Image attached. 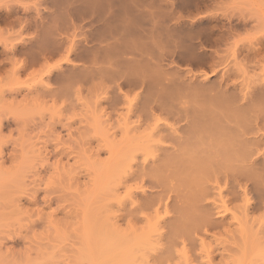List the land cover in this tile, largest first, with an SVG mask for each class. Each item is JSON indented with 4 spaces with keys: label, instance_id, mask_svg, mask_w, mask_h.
I'll return each instance as SVG.
<instances>
[{
    "label": "rangeland",
    "instance_id": "1",
    "mask_svg": "<svg viewBox=\"0 0 264 264\" xmlns=\"http://www.w3.org/2000/svg\"><path fill=\"white\" fill-rule=\"evenodd\" d=\"M83 1L86 0H0V264H127L129 260H135L133 264H207V260L209 264H264V185L258 186L255 181L246 186L249 189L242 185V190L249 192V195L247 192L242 195V190L237 185L232 186L231 180L220 179L222 199L228 206H223L215 196L209 198L205 202H209V208L212 201L219 207L217 210L211 208L209 212L221 213V216L211 213L213 219L223 220L222 216L226 215L225 226V221L235 213L244 220L242 212L249 206L246 211L250 221L246 218L245 223L237 218L244 223L239 222L242 226L234 225L238 224L237 220L236 223L228 221L230 226H220L207 234L201 231L202 234H193L196 236L189 240L182 238L185 239L182 242L181 237L172 238L167 232L169 227L161 229L163 223L159 224L157 219L159 222L173 219L172 202L176 193L184 188L179 187L182 186L180 180L181 183L173 175L164 179L166 198L170 197L171 201L167 199L162 205L153 207L142 204L144 207L141 206L139 211L142 214L130 217L127 211L131 200L125 197L122 188L131 183H120L125 177L127 162L131 161L124 158L131 152H138V155L133 154L137 159L132 155L128 158H134L137 164L142 159L139 154L143 151L139 152L143 146L139 144L143 143L137 140L143 141L141 138L147 134L150 136L158 121V125L175 124L172 115L159 109L143 111L140 104L143 102L144 105L149 96L145 99L143 94L153 90L160 92L167 86V79L172 81L170 76L173 75L176 78L173 80L183 79L186 83L188 75L193 73L200 76L205 72L209 87H217L219 77L210 72L208 55L215 54V50L221 56L220 50L225 49L223 57L227 62L232 61L231 51L226 53L229 47L215 41L219 33L228 29L233 28L231 39L239 42L245 38L247 43L252 36L254 39L259 37L261 45L258 47L263 52L264 0H122L125 4L118 0V6L112 5L113 0H107L112 1L111 5L107 3L108 8L106 0L101 3L97 0V4H105V12L103 8L97 10L99 13L89 11L92 15L83 7H93V3L88 0L85 3L90 5L86 6ZM95 2V9H90H97ZM121 7L128 10L127 13L122 14L124 8L121 11ZM115 8L118 10L114 13ZM106 12L114 19L107 18ZM96 14H102V17ZM122 15L126 19L116 21ZM127 41L129 46L125 45L124 49L123 44ZM130 42L138 46L137 54L135 46L129 50L132 48ZM132 50L134 55L130 53ZM146 52H150L152 60ZM261 54L264 57V53ZM149 60L154 63L151 64L153 70L151 66L147 68ZM129 61L136 64L133 65L135 75L139 76H134L136 81L133 76H127L134 74ZM261 63L259 66L248 65L251 69L247 68L245 76L240 75L237 82L246 79L245 82L253 85L258 78L264 79ZM137 68L144 70L149 79L142 72L138 73ZM126 69H130L129 73ZM150 72L167 74L165 82L164 74L162 78L156 74L160 83L155 81L158 78L155 76L151 85ZM143 77L148 81L143 83ZM156 83L163 85L159 87ZM135 112L141 114L140 118ZM135 118L146 126L138 123L141 128L136 130L141 132V138L133 127L137 135L126 128L136 127V124L128 125ZM122 123L126 124V130L121 129ZM148 126L152 128L149 131ZM142 128L147 131L142 133ZM122 131L129 135H123ZM148 136L144 139L146 145L154 139L147 140ZM262 161L259 157L257 170L262 169ZM167 171L163 174L170 175L174 170ZM206 180L202 181L209 186L210 179L207 183ZM148 181V178L143 179L142 184L137 181V186L145 185L142 188L144 192L147 190L145 193L149 192ZM131 185L132 189L137 187L133 182ZM138 188H134L133 193L140 199L144 192L137 191ZM242 203L245 204L243 209ZM165 204L167 207L163 206ZM227 208L232 209V214ZM154 215H157L156 219H153ZM131 217L138 220L135 222ZM128 221L133 224V229L138 226L137 230H141L138 239L128 235ZM157 225L160 231L154 235L153 228ZM234 242L236 245H232ZM222 247L227 249L223 251Z\"/></svg>",
    "mask_w": 264,
    "mask_h": 264
},
{
    "label": "bare ground",
    "instance_id": "2",
    "mask_svg": "<svg viewBox=\"0 0 264 264\" xmlns=\"http://www.w3.org/2000/svg\"><path fill=\"white\" fill-rule=\"evenodd\" d=\"M86 1H88V0H86ZM90 1L93 3L92 5L94 7L95 6L94 1H96L95 3L97 4V2L98 1L100 2L101 0H98V1L97 0H89L88 2L91 3ZM85 2H84V5L86 4ZM113 2L114 3H112V1H110V3H109L106 0V6L107 7L106 6L105 7L108 8V6L111 5V3H112V5L116 3V5L118 6V2H119L118 0H115V1L113 0ZM107 3L109 5H107ZM122 3L125 4L123 1H122ZM88 4H86V6L90 5V4L89 5ZM103 5H105V4H103V3L101 5L97 4L96 6H98L100 8L97 7L96 10H92L93 7L91 5H90V7H87V8L84 6L83 10L85 12L88 11V13H91L89 11H93V13H94V11L96 12L98 9H101V8H103L102 10H104ZM101 6H103V7H101ZM114 7H115V5L113 6V8ZM124 7L129 8V6H124ZM124 7H121V11ZM84 8H86L87 10ZM90 8H92V9H90ZM94 9H95V7H94ZM110 9H112V7ZM110 9L108 11H110ZM116 9L117 8L113 9L114 13L117 12ZM124 9L122 12L120 11L122 14H124V11L125 12L128 11V10H126V9L124 10ZM73 10H74V8H73ZM104 12H105V10H104ZM107 12H106V14H109V15H107V18H112V16H114L111 11L110 12H111L112 16L110 15V12L109 13H107ZM93 13H91V15ZM97 13H99V11H97ZM100 13H101V11H100ZM118 14L120 15V13H118ZM118 14H117V16H118ZM101 15L98 14L97 17H102ZM117 16H115V17H117ZM122 17L120 16V18H118L119 20H117V18H116V21H120V19H126V18H124L123 15H122ZM104 19L106 20V17ZM112 19H114V17ZM127 26L128 25H126V27ZM230 27H233V26H229V28ZM231 29H233V28H231ZM231 29H228L229 31L227 30L226 32L219 33L218 39L215 41L217 44H218V42L223 43L225 48L229 47L228 48L229 51L226 49L227 50L226 53L228 54V52L231 51L229 55L230 56L232 55L231 56V57H233L232 61L227 62L225 60V58H224L225 57L224 56L225 49H224V51L220 50L221 52H223L222 53L223 55H221V56H220L221 53L215 51L214 49H213L214 50L213 52L215 54H211V55L209 54L210 56L208 55V57L210 59V63H211L210 64V72L212 74L216 73L217 76L219 77V84L217 83V85H216L217 87H215V86H213V88L209 87V85H208L209 79H208L207 74H204L205 72L203 73V75L200 73L201 74L200 76H195L196 74L193 75L194 74L193 73L192 75L194 76V78L191 77L192 75H188L189 72H187V75L189 78L187 79L188 81L186 83H184L185 81L183 82V79L182 80L177 79L179 81L173 80V79H176V78H173V77H175V75H173V77L170 76V79L172 81L167 79V81H166V82H168L167 86L164 84L166 87L162 86L164 88L161 87L162 89L160 90V92H158V90L157 91L153 90L154 92L151 90L156 95H154L152 92L150 94H148L149 91L146 92L144 90L146 92V94H143V95H145V96H143V98L145 97V99H146V95H149V96H148V99H146V102L144 103V105H143V102H141L142 104H140V106L142 105L144 107V108H142V106H141V109L142 110L144 109L145 112L147 111V109L148 110L150 109L151 112H153L155 109H159L160 111H163L167 115L168 114L172 115L173 119L175 120V124L158 125V123H159V121H158V123L155 124L156 127H153V131H152V134L150 136H148L149 134H147V133H145V135L147 134L146 136L141 134V136L142 137L145 136V138L148 136L147 140H150V141L153 140L152 141L153 143L147 141V145H146V141L144 140L145 138L144 137L141 138L140 134H139L141 132L138 131L141 128V126L142 127L145 126V125L143 126L142 124H140L142 122H139V121L137 122L136 118H138V117L135 118L136 119L135 121L137 123H135V121H134V122H130L128 124V125H130L131 123L136 124L135 125L136 127H134V125H132L131 129H128V127H126V124H124V125H123V123L121 124L122 125L121 129L124 128L123 130H126V128H127V131L131 130L133 135L135 134L134 131L136 133L138 131V133H137L138 137H140L143 141H145V143L143 141H141L139 138H138L139 140H137L136 139L137 137L133 138V139L137 140L138 142H142L144 145L143 144L142 145L139 144V145L143 146V147L145 146L146 149H145V147H144L145 150H143V147H142V149H140L141 147L139 148L140 149L139 153H142V151H143L142 154H139V155H141L140 157H142L141 160L138 159V162H139V160L141 162V163L139 162V164H137V161H136V163H134L135 162V160H134L135 155H133L134 153L135 154L137 153V155H138V152H134L133 154L131 152V154H130V155H132L131 157H134L132 159L128 158V157H130V155L126 156L127 158H124L126 160L127 159L131 160L130 162H132V163L130 164V162H127V164L129 163L128 164L129 167L127 165L126 166L127 169L124 171L125 180H123L124 179L123 178L120 183H122V181H124L123 183H124V185H126V184H128V182H130L131 184L133 182V184L137 186L139 184V183L137 184L138 180L141 183V182H143V179L148 178V180H149L148 181V191L150 192V193L148 192L149 193L148 194V193H145L147 190L145 192L142 191V188H145L144 184H143V187L142 186L134 187V188L139 187L138 190L137 189L136 190L139 191L141 189V191L144 192V193H141L144 195V197L143 198L141 197L139 199L138 195H134L135 193H133L134 192L133 190H135L134 188L132 189L133 185H131V184L126 185L124 188H122L123 190H125L124 191L125 197H128L131 200V204L129 205L131 207H130V210L127 211V213H128L127 216L130 217L133 214L135 215L136 213H139V211L141 210L140 208L143 205L144 206L146 205L148 207H151V206L153 207V206L162 205V203L167 201V199H169L170 197L166 198L167 197V195H166L167 191H165L164 190L165 188H163L164 187L163 185H165V184H163V182H164V179H167V178L169 179V177H167V176H171V177L175 176L174 178L176 180L178 179V181L180 180L182 182L181 183L179 181L182 184V186L180 185L179 187H181V188L184 187V188L181 190V192L176 193L175 198L172 202V204L174 205V209H175V211H174L175 213H173L174 214L173 219L166 220V221H164L165 220L164 219V220H161V222H159L160 219L156 217L157 215L153 216V219L157 218L159 220V221L156 220V221H158L159 224L163 223V227L162 228L160 227L161 229H163L164 227H165V229H166V227H169L168 228L169 231L167 230V232L173 236L172 238H174V237L180 238L181 237L180 238L181 240H182V238H188V240H189V238L196 236V235L193 236V234H198V233L202 234L201 231H204L207 234L208 231H211V230L214 231L216 229H219L220 226H222V228H225L226 225L230 226L231 225V223H229L230 221H233V223H236L238 221L237 222L238 224H234V225H239V226H242L244 224V223L243 224L241 223L242 221H244L245 223L248 221V219H246V218H249L248 213L246 211L249 209L248 205H247L248 207L246 206L247 209H245L243 212L241 210L242 214L244 213L243 214L244 215L243 219L245 218L244 220L241 219L242 216L240 218L239 215H238L239 217H236L237 214H235V213H234L235 215L232 214V212L230 211V210H232L231 208H230V210H229V208H227L232 214V215L230 214L231 216L229 215L230 220L229 219L227 220V222L229 221L228 222L229 225L227 224L226 221H225V226L223 223L224 220L227 218L226 217L224 219V216H226V215L222 216L223 220H214L213 219L214 218V217H212V215L214 214L213 210L214 209L217 210V209H219V207H218V205H216L215 201H212L211 202L212 205L210 203V206H212L211 208H213V210H212L213 212H211V211L209 212V210L211 209L207 205L209 202L207 204L205 202H207L209 200V198L215 196V197H217V199L219 198V200L222 201L221 204L223 206L225 204H227V203L224 204L225 201L222 199L223 198L222 197L223 192L221 190L222 188L220 189V187L218 185V182L220 181V179L225 178L224 180H226V181L231 180V182L233 183L232 186L237 185V187H239V189H241V190L243 189V188H241L242 185L244 187H246V186H248V184L251 185V182H253V181H255L258 186L264 185V79L262 77H260V79L258 78L257 81L255 80L252 83L253 85L245 82L246 79L243 80V82L242 81H240L239 83L237 82L240 75H243L245 73V70L248 71L247 68L251 69L248 67V65L249 66L250 65L251 66H259V62L261 63V61H264L261 59V58L264 59V57H262L263 54H261V53H264V51L262 52L261 51L262 49H260L258 47L259 45H261L260 44L261 42H259V41H261L260 38L258 37V38L254 39L252 35H251L252 37L251 36L250 37L253 40L252 39L248 40L247 43H246L247 40H245V38H244V41H241V42H239L240 40H234L235 39L234 38L233 40L236 41V43L239 42L238 44H236L231 39V36H233V35H231V31H230ZM126 30L129 31L128 29H126ZM222 31H224V30H222ZM210 36H211V34H210ZM254 36H255V34H254ZM229 40H231L232 42ZM229 42H231V44L234 43V46L231 47V44ZM125 43L123 44L124 49H125V45L129 46L128 41H127V44H125ZM240 43H241V45H240ZM135 45H136V43H134V45H132L130 42V46H132V48H129V50L133 49V46H135ZM192 47H193V45H192ZM134 48H135L134 49L135 54H137L136 51H140V50H136V49H138V46H135ZM122 49H123V47H122ZM127 49H126V51H127ZM199 49L200 48H198V51H199ZM134 50H132V52ZM121 51H123V50H121ZM200 51H199V53H200ZM124 52H125V50H124ZM132 52L130 51V53L134 55V52L133 53ZM140 53H138V54H140ZM147 53L148 52H146V54ZM116 55L118 56V54H116ZM122 55L123 54H121L120 56H122ZM147 55L148 56L150 55L149 57L153 58V56H151L150 52ZM148 56L146 58H148ZM240 57H241V60L238 61V58H240ZM115 58H112V60L114 61ZM152 58H151V60H152ZM110 60H111V58H110ZM228 60H230V57ZM113 61H111V62L113 63ZM148 62H147L148 63L147 68L149 69L151 64H154V63H151L152 61L150 62V60ZM128 63L132 64V62H130V61ZM130 64H128V65H130ZM208 64H209V62H208ZM230 64H231V66H230ZM261 64H263V63H261ZM133 65L136 66V64L133 63L131 65L134 69V72H131V73H134L133 75L132 74L129 75L130 73L128 71L130 69H126L125 72L129 73V74L127 73L128 74L127 76H133V78L135 79L134 76H136L135 75L136 74L135 73L136 67L134 68ZM148 65H149V67H148ZM263 65H261V66H263ZM152 68H154V67L151 66V69ZM133 69H131V70H133ZM138 69L139 68H137V70ZM140 69H141V67H140ZM143 69H145V68H143ZM143 71L144 70H142V71L138 70L137 72L143 73ZM150 73H152L151 85L154 84L155 81H159L160 77L162 78V75L164 74V73L161 74L159 72L158 73L155 72V75H153V72H150ZM143 74L146 76L145 73H143ZM156 74L161 75V76L159 77ZM216 74H214V75H216ZM166 75L167 74H164V77ZM120 76L121 75L119 74V77ZM155 76H157L158 78L156 79ZM180 76L181 75H179V73H178V77H180ZM243 76H245V75H243ZM136 77L138 78L139 76H136ZM168 77H169V75H168ZM147 78L145 80L146 82L149 79V78L148 79ZM183 78H184V76H183ZM139 79H137V80H139ZM142 79L144 81L145 77H143ZM142 79H140L141 83L143 82ZM154 79H156V80L154 81ZM165 79H166V77L163 78L164 82H165ZM185 79H186V77H185ZM135 81H136V79H135ZM145 81L143 83H145ZM137 82H139V81H137ZM159 83H160V81H159ZM155 85H157V83ZM160 85H163V84H160ZM160 85L158 84L157 86L160 87ZM154 87H152V88H154ZM159 87H157V88H159ZM236 91H237V93H236ZM156 92H158V93H156ZM124 102H126V100ZM124 105H125V103H124ZM129 110H130V104H129L128 111ZM138 110H136V111H138ZM142 110H139L138 112L140 113ZM129 113H130V111L128 112V114ZM139 113L137 115V113L135 112V114L137 116H139V118H140V116L143 112H141V114H139ZM139 118H138V120H139ZM124 123H127V122L125 121ZM138 123L141 126H139ZM164 123H166V122H164ZM118 125H120V124H118ZM152 125H151V127H152ZM116 127L118 128V126H116ZM119 127H121V126H119ZM132 127H133L134 131H133ZM151 127H149V126L147 127L148 131L150 130ZM136 128L137 129L139 128V129L136 130ZM145 128H146V126H145ZM147 129H143L142 133L146 132ZM144 130H146V131H144ZM128 132L122 131V133H124L123 135H125V133H128ZM137 134H135V135H137ZM128 135H129V133H128ZM150 137H152L154 139L151 140V139H149ZM148 143L149 144L151 143L152 145L151 144L149 145ZM134 150L136 151V149H134ZM137 155H136L135 159H137ZM259 157L263 158L262 163H260V166L262 167V169L257 170V168L259 166L257 164ZM170 168H172V170H174V171L170 172V175H164L163 173L165 171H167L168 169L170 170ZM128 170H129V173L127 172ZM159 172L162 174H159ZM165 174H166V172H165ZM206 174H210V176H212V177L209 178V176ZM164 176H166V177L164 178ZM201 176H203V178L205 177V179H202ZM170 179H172V178H170ZM206 179L207 180L210 179V180H208V181H210V182H208L209 186H207L205 184V182H203ZM207 180H206V183H207ZM167 181L168 180H166V182ZM201 181L205 184V186H204V184H202ZM169 182H171V180ZM170 184H172V183H170ZM226 184H224V185L226 186ZM253 184H255V183H253ZM176 185H174V186H176ZM167 186L168 187L170 186V188H173L171 185H167ZM246 188L249 189V187H246ZM234 189L235 188H233V190ZM248 189H246V190H248ZM224 190H225V188H224ZM242 191H241L242 195H244V194L246 195L247 191L246 192H244V190H242ZM210 192H212V194H210ZM170 193H171V190H170ZM247 193L249 195V192H247ZM139 194H140V192H139ZM168 195H170V194H168ZM242 199H243V197H242ZM244 200H246V199H244ZM262 200H263L262 203H264V199H262ZM168 201H171V200L169 199ZM241 202H242V200H241ZM245 202L243 201V203H245ZM243 203H242L243 206H241V208L244 207V205L246 204V203L245 204H243ZM247 203L249 204V202H247ZM163 206L167 207L166 204ZM225 206H228V205H225ZM148 207L145 208V211L148 210ZM221 208L222 207L220 205V209ZM224 208L226 209V207H224ZM237 210H238V208H237ZM167 211H166V213H167ZM169 211H171V210H169ZM239 211H240V209H239ZM239 211H237V212H239ZM217 212H219V211H217ZM225 212H226V210H225ZM211 213H213V214L211 215ZM139 214H142V212ZM154 214H156V213H154ZM158 214H160V213H158ZM219 214H221V213H218L217 215H219ZM223 214H225L224 211H223ZM214 215H216V214H214ZM240 215H241V213H240ZM219 216H221V215H219ZM158 217H160V216H158ZM131 218L134 219L135 222H136V220H138V219L135 220V218H133V217H131ZM237 218H240L241 222L239 220H237ZM162 219H163V216H162ZM150 221L153 222L154 220L151 219ZM234 221H236V222H234ZM249 221H250V218H249ZM128 222L126 224H128ZM130 222H131V220H130ZM130 222H129V226H128L130 229L129 230L130 233H128V235L130 234V235H132L133 238L138 239L140 237L141 230L139 229L140 230V232H139V230H137L138 226L136 227L135 225H134L135 226L134 229H136V230H134L133 226H132L133 224L130 225ZM138 223L140 224L141 221ZM246 226H247V224H246ZM260 227L262 228V226H260ZM165 229H163V230H165ZM158 230L160 231L159 226L153 228L154 235H155L156 231H158ZM137 233H139V236ZM141 234H142V232H141ZM156 234H159V233H156ZM183 240H185V239H183ZM183 240H182V242H183ZM188 240H186V241H188ZM177 241H179V240H177ZM133 242H135V240ZM160 242H161V240H160ZM157 243L159 244V241ZM177 244H175V245H177ZM199 244H200V242H199ZM224 244H223V246H224ZM153 245H155V244H153ZM226 245H228V244H226ZM232 245H236L235 242ZM167 246L172 248V246H169V245H167ZM178 246H180V245H178ZM157 248H158V246H157ZM222 249H223V247H222ZM226 249H223V251ZM229 250H230V248H229ZM126 252H128V251H126ZM230 252L231 251H229V253ZM220 254H221V252H220ZM228 256L230 257V255H228ZM187 258H189V257H186V259ZM133 261H135V260H133ZM133 261L129 260L127 262V264H133ZM179 261H180V259H179ZM182 262H184V261H182ZM207 264H209L208 260H207Z\"/></svg>",
    "mask_w": 264,
    "mask_h": 264
}]
</instances>
